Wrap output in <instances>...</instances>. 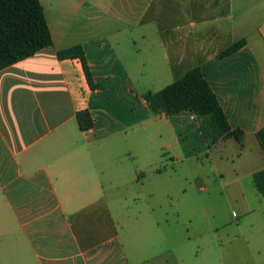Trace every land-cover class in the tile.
<instances>
[{
    "label": "crops",
    "instance_id": "0c3cea01",
    "mask_svg": "<svg viewBox=\"0 0 264 264\" xmlns=\"http://www.w3.org/2000/svg\"><path fill=\"white\" fill-rule=\"evenodd\" d=\"M39 2L52 45L0 70V264L159 261L171 246L146 179L167 195L178 166L230 160L213 170L233 178L232 199L240 177L264 171V0ZM74 46L91 84L78 59L56 56ZM195 67L241 144L209 147L192 113L148 109L145 95ZM84 110L94 126L80 131Z\"/></svg>",
    "mask_w": 264,
    "mask_h": 264
},
{
    "label": "rangeland",
    "instance_id": "374dc122",
    "mask_svg": "<svg viewBox=\"0 0 264 264\" xmlns=\"http://www.w3.org/2000/svg\"><path fill=\"white\" fill-rule=\"evenodd\" d=\"M194 162L177 167L182 174L168 180L167 195L151 194L144 181L171 246L159 261L144 264H264V198L252 179L240 177L241 191L230 199L222 185L233 178L213 169H229L231 161Z\"/></svg>",
    "mask_w": 264,
    "mask_h": 264
},
{
    "label": "trees",
    "instance_id": "16d2710c",
    "mask_svg": "<svg viewBox=\"0 0 264 264\" xmlns=\"http://www.w3.org/2000/svg\"><path fill=\"white\" fill-rule=\"evenodd\" d=\"M237 41L221 51L219 58L227 57L243 46ZM52 45L51 36L39 0H0V70L32 56ZM59 60L78 59L87 81L91 84L83 49L74 46L56 54ZM151 111L163 109L171 116L183 111L192 113L200 121V132L207 146L220 139H234L242 143L243 133L231 129L218 103L198 67L188 70L171 85L155 94L143 97ZM80 131L93 128L94 122L86 110L76 113ZM256 139L264 153V126L256 132ZM257 192L264 197V171L252 175Z\"/></svg>",
    "mask_w": 264,
    "mask_h": 264
}]
</instances>
